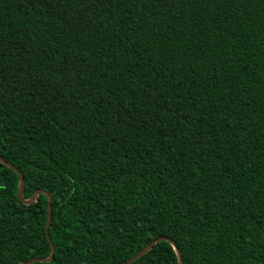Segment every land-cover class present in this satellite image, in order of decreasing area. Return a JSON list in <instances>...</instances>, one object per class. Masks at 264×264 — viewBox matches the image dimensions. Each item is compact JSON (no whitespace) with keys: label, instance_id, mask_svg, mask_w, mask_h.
<instances>
[{"label":"trees","instance_id":"16d2710c","mask_svg":"<svg viewBox=\"0 0 264 264\" xmlns=\"http://www.w3.org/2000/svg\"><path fill=\"white\" fill-rule=\"evenodd\" d=\"M0 156L34 264H264V0H0Z\"/></svg>","mask_w":264,"mask_h":264},{"label":"water","instance_id":"95a60500","mask_svg":"<svg viewBox=\"0 0 264 264\" xmlns=\"http://www.w3.org/2000/svg\"><path fill=\"white\" fill-rule=\"evenodd\" d=\"M0 163L2 165H4V166L8 167L9 169L13 170L15 173H17L19 175V185H18V193H17L18 199L20 201L24 202L25 204H31V203L36 202L38 196L41 195L43 192L36 191L30 197V199L25 200L24 199V178H23L22 173H20L12 164H10L7 161H5L4 158H2L1 156H0ZM43 194H45L47 196V198H48V203H47V214H48V217H47V223H46L45 230H46V238H47V240H48V242L50 244V247H51V254L46 259H34V260H31V261H29L27 263H24V264L48 263V262H50L52 260L54 252H55V246L51 242V239L49 238V235H48V229H49L50 222H51L50 214H51V210H52V196L50 194H48V193H43ZM161 241L168 242V243H170L172 245V247L174 249V252L176 253L177 258H178V264H182V258H181V255H180L178 249L174 246L172 241L170 239H168V238H159L157 240L152 241L145 248H143L141 251H139L135 256H133L131 259H129L128 261H126L125 263H122V264H132V263H134L135 261L140 259L143 255H145L156 243L161 242Z\"/></svg>","mask_w":264,"mask_h":264}]
</instances>
